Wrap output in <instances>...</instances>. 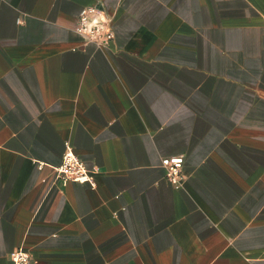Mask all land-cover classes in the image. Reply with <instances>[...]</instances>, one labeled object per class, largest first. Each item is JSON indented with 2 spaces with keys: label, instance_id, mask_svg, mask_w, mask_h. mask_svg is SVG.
<instances>
[{
  "label": "crops",
  "instance_id": "crops-1",
  "mask_svg": "<svg viewBox=\"0 0 264 264\" xmlns=\"http://www.w3.org/2000/svg\"><path fill=\"white\" fill-rule=\"evenodd\" d=\"M89 6L106 46L73 29ZM66 144L94 184L58 177ZM15 249L264 264V0H0V264Z\"/></svg>",
  "mask_w": 264,
  "mask_h": 264
},
{
  "label": "built area",
  "instance_id": "built-area-1",
  "mask_svg": "<svg viewBox=\"0 0 264 264\" xmlns=\"http://www.w3.org/2000/svg\"><path fill=\"white\" fill-rule=\"evenodd\" d=\"M73 29L86 42L97 47L106 46L113 38L111 18L100 8L89 6L80 10ZM183 155H172L161 158V166L165 169V176L175 186L180 187L184 182L182 173ZM42 163L39 164L41 166ZM96 168L88 169L75 154L69 144L65 145L61 162L56 167L58 177L62 182H76L80 184H94L93 173ZM9 258L13 264H32V257L21 249L12 250Z\"/></svg>",
  "mask_w": 264,
  "mask_h": 264
}]
</instances>
